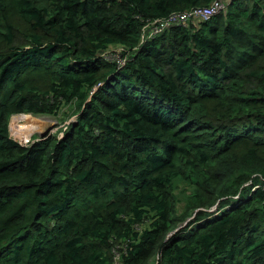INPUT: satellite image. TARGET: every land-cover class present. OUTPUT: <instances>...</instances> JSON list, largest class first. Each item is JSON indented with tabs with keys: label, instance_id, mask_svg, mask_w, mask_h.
Here are the masks:
<instances>
[{
	"label": "trees",
	"instance_id": "16d2710c",
	"mask_svg": "<svg viewBox=\"0 0 264 264\" xmlns=\"http://www.w3.org/2000/svg\"><path fill=\"white\" fill-rule=\"evenodd\" d=\"M215 1L0 0V264H264V0L134 49Z\"/></svg>",
	"mask_w": 264,
	"mask_h": 264
},
{
	"label": "rangeland",
	"instance_id": "374dc122",
	"mask_svg": "<svg viewBox=\"0 0 264 264\" xmlns=\"http://www.w3.org/2000/svg\"><path fill=\"white\" fill-rule=\"evenodd\" d=\"M69 109H65L67 111ZM64 113L61 111L57 115H31V114H14L9 118L8 132L9 136L13 139L27 141L26 143H31L39 140L48 129L50 134L56 135V137L62 136V130L68 121L74 120L75 116L70 117L68 121H61ZM63 122H65L63 124ZM24 143V142H23ZM188 218L185 222L181 223V226L189 220ZM148 264H159V258L154 256L150 259Z\"/></svg>",
	"mask_w": 264,
	"mask_h": 264
},
{
	"label": "clouds",
	"instance_id": "9594fccd",
	"mask_svg": "<svg viewBox=\"0 0 264 264\" xmlns=\"http://www.w3.org/2000/svg\"><path fill=\"white\" fill-rule=\"evenodd\" d=\"M216 1H219L222 5H223V7H221V8H216L215 10H214V13L213 14H211L208 18H204V17H202V16H190V17H188L186 20H184V21H181V22H179V23H171V24H169V25H167L161 32H159V33H157L156 35H153V36H149V34H150V31H151V27H152V23H149L148 25H146L145 26V28L143 29V31H142V33H141V36H140V39H139V42H138V44H137V46L134 48V49H136V48H140L144 43H145V41H147V40H149L150 38H155V37H157V36H159V34H161L163 31H165L167 28H169L171 25H183V26H185L186 24H187V22L188 21H190V19H192V18H197V19H199V20H202V21H207V20H209L210 18H212L214 15H218V14H220V13H225L226 12V10H227V8L229 7V5L233 2V1H235V0H216ZM215 1V2H216ZM213 5V4H212ZM211 5V6H212ZM211 6H208V7H197V8H209V7H211ZM194 9H196V8H194ZM191 10H193V9H191ZM191 10H187V11H182V12H174V13H183V12H189V11H191ZM174 13H171V14H174ZM171 14H169V15H171ZM168 15V16H169ZM167 16V17H168ZM167 17H164V18H157V20L158 19H165V18H167ZM101 57L104 59V60H106V61H110V62H115L116 63V65H117V67H122L126 62H128V61H130L131 60V58H130V52L128 51V53H125L124 55H122V54H116V53H114V51H112L111 52V54H108V53H102L101 54ZM100 84H98V86H99ZM97 86V87H98ZM23 114V113H22ZM12 115H14V114H12ZM35 116V115H34ZM75 119V118H74ZM69 120V119H68ZM67 120V121H68ZM71 121V120H70ZM69 122V121H68ZM67 122V123H68ZM67 125V124H66ZM65 125V126H66ZM64 126V127H65ZM50 130H52V128L50 129ZM50 130L48 131V133L46 134V136H44V137H39V140H43V139H45V138H47L48 136H50V135H54V134H50ZM61 135H62V133H61ZM61 137V136H60ZM211 210H213V211H215V207H213ZM187 224V222L184 224V225H186ZM181 227H184V226H178L176 229H174L173 231H171V232H169V234L167 235V239L171 236V235H173V234H175L177 231H179L180 229H181ZM166 239V240H167ZM115 250H114V257H113V260H114V264H118V262H119V259H120V255H121V249H122V246L120 245V244H118V245H116L115 246ZM123 249H125V245L123 244ZM155 256H157L158 258H159V261H160V254L158 253V254H156ZM153 258V257H152ZM150 261V260H149ZM160 264V263H159Z\"/></svg>",
	"mask_w": 264,
	"mask_h": 264
},
{
	"label": "built area",
	"instance_id": "2783aa9c",
	"mask_svg": "<svg viewBox=\"0 0 264 264\" xmlns=\"http://www.w3.org/2000/svg\"><path fill=\"white\" fill-rule=\"evenodd\" d=\"M221 7H223V5L219 1H216L209 8H196L189 12L171 14L165 19H158L152 23L149 36L156 35L157 33L161 32L167 25L171 23H179L181 21L186 20L190 16L196 15V16H202L204 18H208L211 14L214 13V10L216 8H221Z\"/></svg>",
	"mask_w": 264,
	"mask_h": 264
},
{
	"label": "water",
	"instance_id": "95a60500",
	"mask_svg": "<svg viewBox=\"0 0 264 264\" xmlns=\"http://www.w3.org/2000/svg\"><path fill=\"white\" fill-rule=\"evenodd\" d=\"M49 130H50V129H48V130L42 135V137L46 136V134L48 133Z\"/></svg>",
	"mask_w": 264,
	"mask_h": 264
}]
</instances>
